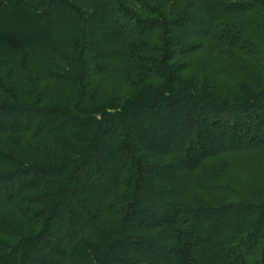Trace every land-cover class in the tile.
<instances>
[{"label":"trees","instance_id":"16d2710c","mask_svg":"<svg viewBox=\"0 0 264 264\" xmlns=\"http://www.w3.org/2000/svg\"><path fill=\"white\" fill-rule=\"evenodd\" d=\"M264 0H0V264H264Z\"/></svg>","mask_w":264,"mask_h":264},{"label":"rangeland","instance_id":"374dc122","mask_svg":"<svg viewBox=\"0 0 264 264\" xmlns=\"http://www.w3.org/2000/svg\"><path fill=\"white\" fill-rule=\"evenodd\" d=\"M263 163H264V161H263ZM263 165H264V164H263ZM262 168H263L262 170H263V172H264V167H262Z\"/></svg>","mask_w":264,"mask_h":264}]
</instances>
